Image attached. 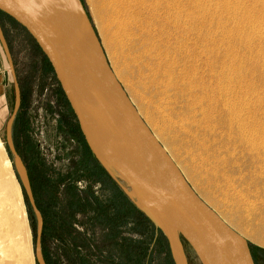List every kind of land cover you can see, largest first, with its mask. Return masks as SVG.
I'll list each match as a JSON object with an SVG mask.
<instances>
[{
  "label": "rangeland",
  "instance_id": "1",
  "mask_svg": "<svg viewBox=\"0 0 264 264\" xmlns=\"http://www.w3.org/2000/svg\"><path fill=\"white\" fill-rule=\"evenodd\" d=\"M76 1L88 18L114 77L149 130L166 148L198 197L248 242L255 264H264V246L258 243L264 241V34H261L262 28L264 32V0H179L180 7L196 17L195 22L186 26L189 29L182 30L188 37L176 29L166 9L156 7L154 10L150 0H125L131 37H128L129 47H122L132 49L134 56L128 61L118 55L120 48L103 29L95 9L96 0ZM218 2L219 6L215 4ZM201 3L204 10L199 7ZM222 5L231 11H223ZM0 29L20 91V105L10 129L12 153L6 127L14 110L16 92L0 43L8 81L6 103L0 108V140L21 190L33 264H37L34 243L38 218L24 191L17 159L42 221L38 252L43 264H46L47 253L52 262L59 259V264H67L66 258L73 254L74 245L82 243L103 248V255L110 249V243L104 241L106 231L102 222L95 220L98 216L87 208L96 205L90 194L101 205H108L115 217L124 209L117 189L127 194L121 183L106 171L111 182L98 174L94 175V181L89 180L87 163H80L82 171L78 172L82 149L79 141L70 139L61 125L67 115L62 109L55 77L52 78L31 37L2 14ZM176 45L177 49H187L181 53L183 59L174 51ZM225 71L235 83H226L222 75ZM151 76L152 87L146 80L152 79ZM158 112L170 113L174 121L181 120L188 132H180L178 125L171 132L168 124L164 121L162 124L166 115L161 118ZM71 122L77 123L76 119ZM77 176L82 179L70 187V178ZM74 189L77 193H73ZM72 195L75 198H71ZM70 203L87 210L75 216V226L69 223ZM126 212L129 214L128 210ZM128 227H133L131 222ZM131 236L137 235L132 233ZM77 239L82 243H77ZM178 241L184 263L199 264L179 235ZM117 251L111 248L115 257H118ZM166 261L162 253L153 264H167Z\"/></svg>",
  "mask_w": 264,
  "mask_h": 264
},
{
  "label": "water",
  "instance_id": "2",
  "mask_svg": "<svg viewBox=\"0 0 264 264\" xmlns=\"http://www.w3.org/2000/svg\"><path fill=\"white\" fill-rule=\"evenodd\" d=\"M77 5L95 46L70 37L65 25L52 16L43 0H0V12L22 27L47 59L90 153L121 183L135 206L158 225L175 264L178 263L171 232L187 243L199 264H255L248 242L198 197L150 132L114 77L88 18ZM0 43L16 92L6 127L7 143L14 153L10 129L20 105V91L1 29ZM16 162L19 168V160ZM19 172L38 218L35 261L43 264L38 252L42 221L25 173L23 176L20 169Z\"/></svg>",
  "mask_w": 264,
  "mask_h": 264
},
{
  "label": "bare ground",
  "instance_id": "3",
  "mask_svg": "<svg viewBox=\"0 0 264 264\" xmlns=\"http://www.w3.org/2000/svg\"><path fill=\"white\" fill-rule=\"evenodd\" d=\"M150 1H152V7H154V10L156 7L157 8L162 7L164 9H166V11L168 13H170V15H171L170 18H172L173 24H176L175 25L176 29L177 30L180 29V32L182 30H185L186 28H188V27H186L187 25H189L190 23L192 24V22L196 21V17H194L190 14H187V12L180 7L179 0H150ZM44 3H45V6L47 7L48 11L52 14V16L65 25V29L68 32V34L70 35V37H72L76 41L83 43L85 45L95 46L94 41L91 37L90 31H89L86 23L84 22V19L82 18L80 10L78 9V5H77L76 0H45ZM125 3H126L125 0H96L95 1V9H96V12L98 13L99 19L103 25V29L109 33V35L112 38V40L114 41L115 45L120 48V49H118V55L121 58H123L125 61H128L131 59V57L133 55H131L132 49H123V47H122V46L129 47L128 43L130 40L128 37H131V36H129V22L126 20L127 14L125 13V10L128 8H127V6L125 7ZM148 3H150V2H148ZM215 4H217V6H219V2L215 3ZM239 4H237V5H239ZM224 5L221 6L222 10L226 11V12H230L231 9L230 8L228 9V6H224ZM199 7L201 10H204V6L202 3L199 4ZM128 18H129V16H128ZM191 20H193V21H191ZM164 30H165V28H164ZM252 30H253V28H252ZM262 30H263V28H262ZM262 30H261V34H264V32ZM169 32H171V30ZM256 32H258V31L256 30ZM184 33L185 32H183V34ZM186 33H188V32H186ZM59 34L66 37L61 32H59ZM172 34H173V32H172ZM174 34L176 35L177 33H174ZM224 35H228V34L224 33ZM184 36H186V34H184ZM186 37H188V36H186ZM184 38H182V40ZM110 41H111V39H110ZM184 42H185V40H184ZM178 43H180V42H178ZM178 43H176V44H178ZM183 44H185V43H183ZM178 46H181V45L178 44ZM177 48L178 47L176 45V49H174V51L178 52L180 55H181V53L184 54V52H187V49H186V51H184V48H182V49H177ZM178 53H176V54H178ZM185 54H187V53H185ZM170 57H172V56H170ZM181 57H182V55H181ZM133 58H134V56H133ZM182 59H183V57H182ZM133 61H134V59H133ZM138 67H140V66H138ZM130 71H133V70L131 69ZM156 71H158V70H156ZM140 73H141V71H140ZM142 73H144V72H142ZM144 74H146V73H144ZM215 75H216V77L218 76L217 74H215ZM222 75L225 78V81L227 84L235 83L234 78L231 77V74L229 72L225 71V73ZM141 76H143V75H141ZM184 76H185V74H184ZM151 77H152V79L149 78L151 80L146 79L147 83H149L150 87H152L154 84L153 83L154 82L153 76H151ZM152 80H153V82H152ZM187 80H188V78H187ZM159 81H161V80H159ZM182 81H183V79H182ZM154 86H156V85H154ZM158 86H159V84H158ZM163 86H164V84H163ZM161 89H163V88H161ZM187 91H190V90L187 89ZM157 93H158V95L160 94V91L158 89H157ZM148 96H149V94H148ZM156 97H158V96H156ZM150 98H153V97H150ZM227 99L230 100L229 97H227ZM146 100H147V104H148V99L146 98ZM151 100H153V103H154V99H151ZM165 102H166V100H165ZM150 105H151V103H150ZM162 106H163V104H162ZM149 107H151V106H149ZM152 107H154V106H152ZM157 109H158V107H156V110ZM151 112H153V111H151ZM160 113L161 112H158V114H160ZM138 114H139V112H138ZM154 114H156V113H154ZM162 114H160L161 118L165 117L164 115H166V117L162 120V124H163V121L166 124H168V127L170 128L171 132H173L174 129L178 128V127H176L177 125L179 126L180 132H183V133L188 132L185 129L186 127L184 126V123L181 120H178V121L176 120L177 121L176 122V121H174L175 119L174 120L172 119V117L170 116V113L163 114V115ZM230 114H231V111H230ZM164 126H166V125H164ZM166 131H169V130L166 129ZM153 136L158 141L157 137L155 135H153ZM163 148L167 152V150L164 146H163ZM169 157L171 158L170 155H169ZM19 169L21 170L22 175L24 176V171H23L21 165H19ZM179 169L180 168H178V170ZM170 237L172 239V242L174 243L177 263L178 264H185L184 260H183L182 250H181V247L179 245L178 237L176 236L175 233H172V232L170 233ZM258 243L260 245L264 246V241L259 240ZM32 258L30 256L28 229L26 227L25 211H24L23 205H22L21 190H20L18 182L15 178V175L13 173L11 162L7 158L4 146L0 140V264H33Z\"/></svg>",
  "mask_w": 264,
  "mask_h": 264
},
{
  "label": "trees",
  "instance_id": "4",
  "mask_svg": "<svg viewBox=\"0 0 264 264\" xmlns=\"http://www.w3.org/2000/svg\"><path fill=\"white\" fill-rule=\"evenodd\" d=\"M0 14L4 15L11 22L19 26L15 21H13L5 14L1 12ZM20 28L25 31L22 27ZM36 48L39 54H41L44 63L46 64L48 70L52 75V78H54L50 64L42 55L37 46ZM58 92L61 97L60 100L62 101V109L65 111L64 114L67 115L65 117L66 119L61 123V125L65 128V131L67 132L66 134L70 137V139H76L79 141V147H81L82 149V162H78V172L82 171L80 170L82 168L80 167V165H83V163H87L86 168H89V170L84 171L88 172L89 180H93V177H95L94 175L98 174L101 178H104L105 180L111 182L108 174L94 159L89 149L87 148L78 129L77 123L73 124L71 122V119L75 120V118L60 88ZM19 116L20 114L17 115L16 122L19 120ZM80 179H82V176H77L73 180L70 178V187L74 186L75 183ZM60 183H62V181H60ZM117 192L120 202H122L124 206V209L119 212L118 217H115V215L112 214L111 209L110 207H108V205H101L98 199L91 194L90 197L96 205H88L87 207L88 210L91 209L92 212H95L94 214L98 216V218L95 220L102 222V226L105 229L104 231H106V234L104 235V241L108 244L110 243V249L108 250L106 245V249L108 251H106V253L102 255L101 249L103 248H99L97 245L91 247L89 245L83 244L80 239H77V243H82V245H74L73 254L69 255L70 258H66L67 264H153V260L162 253L165 255L167 264H174L168 241L160 228L156 227L150 221V219L147 218L131 202V200L124 194L123 191L118 188ZM73 193H77V191H75L74 189ZM72 197L75 198L74 195H72L71 198ZM38 209L40 210V207H38ZM69 209L71 211V222L69 223L74 226L75 216L87 212V210L85 211L84 209H80L79 205H72V203L69 204ZM126 210H128L129 214L131 213V215L127 214ZM130 222L133 226L131 228L128 227ZM132 233L134 235L136 234L137 236L132 237ZM112 247L118 250V257H115L114 254L111 253ZM48 255L49 254L47 253V257L45 258L46 264H59V259L52 262ZM64 256L67 257L66 254H64Z\"/></svg>",
  "mask_w": 264,
  "mask_h": 264
},
{
  "label": "crops",
  "instance_id": "5",
  "mask_svg": "<svg viewBox=\"0 0 264 264\" xmlns=\"http://www.w3.org/2000/svg\"><path fill=\"white\" fill-rule=\"evenodd\" d=\"M3 58L0 53V100H1V105L0 108L2 109L4 104L6 103V87L8 85V81L6 79V73L4 72V63H3Z\"/></svg>",
  "mask_w": 264,
  "mask_h": 264
}]
</instances>
